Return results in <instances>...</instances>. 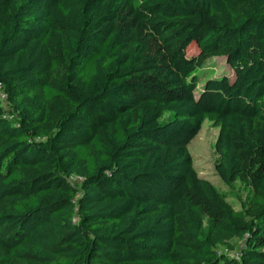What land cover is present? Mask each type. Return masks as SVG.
<instances>
[{"label": "trees", "instance_id": "16d2710c", "mask_svg": "<svg viewBox=\"0 0 264 264\" xmlns=\"http://www.w3.org/2000/svg\"><path fill=\"white\" fill-rule=\"evenodd\" d=\"M0 91V264H264V0H0Z\"/></svg>", "mask_w": 264, "mask_h": 264}, {"label": "rangeland", "instance_id": "374dc122", "mask_svg": "<svg viewBox=\"0 0 264 264\" xmlns=\"http://www.w3.org/2000/svg\"><path fill=\"white\" fill-rule=\"evenodd\" d=\"M197 51V46L191 43L187 49L186 54L192 55ZM206 66L208 70L213 71L214 74H227L232 76V70L228 67L224 57H214L210 59ZM4 95L0 91V100H4ZM5 106V102H3ZM219 132V127L214 120L206 118L201 124L195 136L188 144L189 152L192 156L193 167L200 176H205L213 181L220 190L227 194L228 200L233 207L241 208L247 203L248 190L240 182H234L231 186L225 185L215 172V165L218 161V154L215 150V141ZM72 182H77L74 178ZM236 243V251L242 246V241L233 239Z\"/></svg>", "mask_w": 264, "mask_h": 264}, {"label": "built area", "instance_id": "2783aa9c", "mask_svg": "<svg viewBox=\"0 0 264 264\" xmlns=\"http://www.w3.org/2000/svg\"><path fill=\"white\" fill-rule=\"evenodd\" d=\"M224 250H225V251H227V249H226V248H225ZM235 255H237V252H236V251H235Z\"/></svg>", "mask_w": 264, "mask_h": 264}]
</instances>
